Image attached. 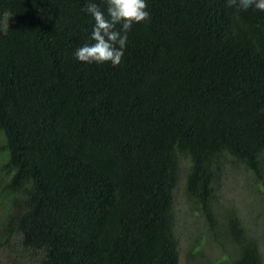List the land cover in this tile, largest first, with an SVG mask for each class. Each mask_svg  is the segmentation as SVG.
Returning <instances> with one entry per match:
<instances>
[{"label":"trees","instance_id":"16d2710c","mask_svg":"<svg viewBox=\"0 0 264 264\" xmlns=\"http://www.w3.org/2000/svg\"><path fill=\"white\" fill-rule=\"evenodd\" d=\"M88 2L106 7L0 0V148L6 188L22 194L5 232L32 264H178L173 190L186 159L185 193L215 241L224 227L227 264H262L233 211L217 225L210 202L225 156L264 198V11L146 0L150 19L132 24L113 66L75 57L94 43Z\"/></svg>","mask_w":264,"mask_h":264},{"label":"rangeland","instance_id":"374dc122","mask_svg":"<svg viewBox=\"0 0 264 264\" xmlns=\"http://www.w3.org/2000/svg\"><path fill=\"white\" fill-rule=\"evenodd\" d=\"M1 141L0 136V144ZM6 159V150L0 148V264H32L34 262L30 258L34 255L23 251L18 234L14 230L10 234L4 230L7 227V215L13 207V198H22L20 192H11L6 188L10 177L3 167ZM223 160L222 170L214 182V197L210 202L216 224L220 225L233 211L244 234L255 242L264 264V198L259 185L242 162L229 156L223 157ZM187 168V160H179V175L173 190L172 232L177 242L178 264H213L216 260L217 264H227L232 245L224 240V227L216 233L217 241L212 238L195 198L186 195ZM192 246L197 249L188 258L187 253Z\"/></svg>","mask_w":264,"mask_h":264},{"label":"clouds","instance_id":"9594fccd","mask_svg":"<svg viewBox=\"0 0 264 264\" xmlns=\"http://www.w3.org/2000/svg\"><path fill=\"white\" fill-rule=\"evenodd\" d=\"M105 8L95 2H88L84 11L94 18L90 39L94 43L84 44L76 49L77 60L86 63L111 62L118 66L124 56L128 42V31L133 23L150 19L146 0H104ZM229 7L238 10L255 8L264 11V0H228ZM120 28L117 30L116 25Z\"/></svg>","mask_w":264,"mask_h":264}]
</instances>
